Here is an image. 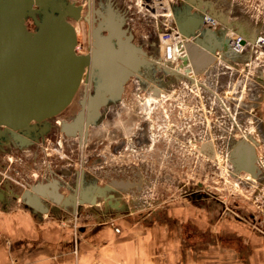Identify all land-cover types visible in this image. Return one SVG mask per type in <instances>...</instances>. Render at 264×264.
<instances>
[{
	"label": "rangeland",
	"instance_id": "1",
	"mask_svg": "<svg viewBox=\"0 0 264 264\" xmlns=\"http://www.w3.org/2000/svg\"><path fill=\"white\" fill-rule=\"evenodd\" d=\"M72 1L83 6V16L90 10L89 6L92 7V0ZM115 1L127 10V25L134 41L143 44L147 52L151 51L150 58H173L167 57V50L165 53L161 50L165 54L163 58L158 44L162 43L160 38L171 24L173 27L168 31H176L174 4H179V0H165V3L157 0ZM182 2L183 8L186 2ZM234 2L237 14L257 26L255 31L259 37L245 51V55H250L248 62L237 61L239 67H235L229 63L233 58H222V51H218L215 54L218 61L215 60L208 74L195 75L191 81L186 74L181 77L183 84L177 83L159 102L148 104L144 102L148 95L146 87H136L134 79L127 85L118 113L113 114L112 120H101L99 125L92 127L89 136L69 138L60 127L54 126L56 129L32 146L20 148L5 144L12 149L8 153L0 147V179L20 195L30 184L44 180L49 174L53 175L52 172L57 174L61 165L67 163H71L74 170L86 166L87 173L100 185L121 175H125L123 179L137 180L136 173L143 172L141 190L137 187L126 191L119 195L121 200L116 196L119 201L116 211L103 213L104 203L109 204V196L97 194L96 204L84 205L83 213L66 214L65 218L59 219L53 213L48 215V222H59L75 241L84 230L89 229L91 233L103 227L111 228L118 236H134L135 229H127L126 222L134 225L135 222L157 219L191 225H196L197 220L207 221L205 228L191 229L199 236L203 232L207 240L221 233L222 223L225 233H229L235 224L264 236V141L261 133L257 134V129H264V0ZM71 22L77 29V53L87 50L92 24L88 25L84 20ZM27 24L34 30L30 19ZM230 32L231 29L227 31L228 37ZM259 38L262 39L260 43ZM169 42L166 40L164 45ZM154 51L159 52L158 57ZM130 118L134 121L130 122ZM146 120L153 125L154 145L137 149L130 144L126 150L115 152L122 138L135 136ZM127 122L131 126L129 130ZM203 136H207L212 144L208 145L206 155L199 154L195 146L197 144L198 148L199 145L195 140ZM240 139L250 140L257 146L256 164L260 172L257 178L232 168L230 142ZM102 158L104 162L98 163L97 160ZM88 160H91L90 164H86ZM65 178L70 180L72 175ZM109 202L113 204L110 199ZM120 202L125 209H119ZM10 206L19 222H28L19 212L20 208L24 209L21 199L12 200ZM16 252L23 255L22 248Z\"/></svg>",
	"mask_w": 264,
	"mask_h": 264
},
{
	"label": "water",
	"instance_id": "2",
	"mask_svg": "<svg viewBox=\"0 0 264 264\" xmlns=\"http://www.w3.org/2000/svg\"><path fill=\"white\" fill-rule=\"evenodd\" d=\"M201 4L222 27L202 28L205 16L189 14L187 5L176 13L179 31L192 38L186 49L187 60L195 71L206 69L217 51L240 63L248 62L249 55L245 52L241 55L233 48L227 35L231 29L243 39L242 45L246 41L254 43L257 38L247 32L245 21L230 19L211 1ZM89 8L83 16V6L72 0H0V147L5 144L29 147L49 133L51 119L72 102L87 68L91 67L94 91L82 101L83 109L60 127L70 137L77 134L87 137L89 128L102 120L100 107L112 100L119 101L127 80L140 76L154 64L143 44L135 43L127 25L126 9L115 0H92ZM83 18L92 24L90 54L76 51L77 30L71 21ZM29 19L34 30L27 24ZM165 73L179 79L176 74ZM229 148V160L236 172L244 171L255 178L260 175L257 146L240 139L230 142ZM57 188V181L37 184L24 191L21 199L34 211L48 212L41 195L49 194L55 204L67 208ZM106 190L114 196L112 187L102 188L98 194L106 195ZM87 202L96 204V199ZM79 203L84 201L81 199Z\"/></svg>",
	"mask_w": 264,
	"mask_h": 264
},
{
	"label": "crops",
	"instance_id": "3",
	"mask_svg": "<svg viewBox=\"0 0 264 264\" xmlns=\"http://www.w3.org/2000/svg\"><path fill=\"white\" fill-rule=\"evenodd\" d=\"M204 1L213 2L216 9L227 13L230 19L245 21L247 32L258 38L257 26L237 14L234 0ZM260 133L264 141V129ZM0 181V264H20L21 261L24 264H264V236L235 224L229 233H225L222 223L221 233L207 240L203 232L199 236L191 230L197 226L205 228L207 221L197 220L196 225H191L169 219L143 220L134 225L126 222L127 229H135L134 236H118L111 228L103 227L91 233L89 229L84 230L75 241L59 222H48L47 217L50 213L58 219L65 218L66 214L78 215L85 211L83 208L62 207L47 194L41 198L49 211H34L21 199L22 194H17L3 179ZM55 181L60 193L58 177L53 175L30 184L24 191L37 184ZM16 199H21L24 204V209L20 208L19 212L28 221L25 224L19 222L10 209L11 201ZM109 199L113 202L115 195H109ZM121 208L125 209V206ZM112 211L116 208L105 206L103 213ZM18 248H22L23 255L16 252Z\"/></svg>",
	"mask_w": 264,
	"mask_h": 264
},
{
	"label": "flooded vegetation",
	"instance_id": "4",
	"mask_svg": "<svg viewBox=\"0 0 264 264\" xmlns=\"http://www.w3.org/2000/svg\"><path fill=\"white\" fill-rule=\"evenodd\" d=\"M203 1L204 0H190V1L184 0V2H186V5L189 8L188 9L189 14L204 15L205 12L203 9L205 7L201 4ZM179 2H180L179 4H174L175 13L181 12L180 10L182 9L181 6H182L183 2H182V0ZM82 20L86 21L84 18L81 20L73 19L72 21L77 22V21H82ZM32 23H33V21H32ZM86 23H88V25H89L88 21H86ZM176 23H177V21H176ZM33 25H34V23H33ZM91 28L92 27L89 28V32H88V37H89L88 39L89 40H88L87 50L81 51V52L78 51V53H80V54L92 53ZM175 29H176V31H178L177 27H175ZM185 39L186 38H183V45H184ZM156 47H157L156 45L155 46L153 45V48L157 49ZM156 52H157V50H156ZM156 52H155V56L158 57V53L160 51L158 53H156ZM147 53L148 54L150 53L149 56H151V54H152L151 51H149ZM166 53H167V57L173 56V50L172 51L167 50ZM181 60H182V58H181ZM168 61L169 60H165V59L163 61L158 60V59L157 60L153 59L154 64L152 65V67L150 69L144 71V73L141 74L140 76H131L127 80V82L125 83V85L123 87V91L120 94L119 101L114 102L112 100L111 102H108L107 104H104L100 107V112H101L102 117H103L102 121H104V119H111L112 120L113 114L118 113V111L120 110L119 106L123 103L122 102L123 97L127 92V85L134 79H136L134 81V83L137 85L136 87H142V86L146 87V92L148 95L144 99V102L146 104H148V103L153 102V101L159 102L167 94L168 91H170L172 88H174V86L177 83L182 82V78H181L182 76L187 74V78L190 81L193 79L192 77L195 76L190 65H186L185 63H183V64L180 63L179 67H177V68L176 67H169L168 65H166V63ZM230 61H229V63L231 65H233L235 67H239V64H238L239 62H237L235 60H230ZM166 71H169L174 75L176 74V77H178L179 79L175 80L174 77L172 79L169 75H167L165 73ZM183 72H186V73H183ZM92 78H93L92 77V69L90 67V68H87L86 76L83 79V81L81 82V85H80L77 93L75 94L72 102L67 106V108L64 111H62L60 114L56 115L54 118L51 119L52 128L50 131H52L53 129H56L55 128L56 126L62 127L64 122H70L83 109L82 101L87 99L90 92L94 91V88H95V82L92 80ZM182 84H183V82H182ZM111 96L112 95H108L109 98H111ZM178 113H179V111H178ZM129 120H130V122L134 121L131 118ZM126 126L128 128L127 130H129L131 127L129 122L126 123ZM92 127H96V126H91L89 128V132H88L87 136L90 135V130ZM152 128H153V125L149 121H147V120L144 121V123L141 124V128L139 129V132L135 136H133L132 138H130V137L122 138V140L118 143V145H116V147L114 149L115 152H122L123 150H126L128 145L130 146V144L132 145V147H134V148L136 147L137 149H144L147 147L151 148L155 143V141L153 140V133H152L153 129ZM63 133L65 136L70 138V136H68L65 132H63ZM44 137L41 138L38 142L43 140ZM65 141H67V140L65 139ZM209 141L210 140H208L207 136L206 137L203 136L199 140H195L196 143H199L198 148H197V144L195 143L196 149H198L199 154L206 155L208 145L212 146V144L209 143ZM72 142L78 143L77 141H72ZM191 142L192 141H189V144H191ZM35 143H37V142H35ZM35 143H33L32 145H34ZM13 145L16 146L15 144H13ZM16 147H19V146H16ZM1 148L4 149V151L7 153L9 150H12L10 148V145H2ZM88 161L86 164H88V163L90 164L91 160L89 162ZM97 161H98V163L104 162L103 158H102V160L98 159ZM67 165H69V167ZM85 167L86 166H84L83 168H81L79 170H77V169L74 170L73 165L71 163H67V164L61 165V167L58 169L57 174L55 172H52V173H54L53 177L55 174H56L55 177H58V180L60 183L59 184L60 193H61V196L63 197L62 202H64L66 205H68L67 208L72 207V208H80L81 209V208H83L84 205H87V204L89 205V202H87V201L91 200L92 198H95L97 200L96 196H97L99 190H101L102 188H105V187H112L114 189L113 194L115 195V199L114 200L112 199L113 204L109 203V199H108L109 204L104 203V206H108V207L111 206V207H114L117 209L118 207H116V204L119 201H116V199L118 198L119 200H121L119 197L120 194H122L126 191H129L133 188H137V187L139 190H141V188L143 187V182L141 181V179L143 178V174H141V173H143V172H141V171H140V173L139 172L136 173L137 180H139L138 182H137V180H133V179L130 181L129 178H126V177L123 179V177L125 175H121L118 177H113L110 181H108L107 184L100 185L99 182L92 179V177L87 173ZM52 171H54V170H52ZM51 175L52 174H49V176H51ZM69 175H72V178L70 180L65 178V177H68ZM45 179H47V177ZM110 193L111 192L106 190V194L110 195ZM116 196H117V198H116ZM74 197H76V199ZM81 199L84 201V203H79V201ZM121 205H122V203L119 206H121ZM93 207L94 206H92V208Z\"/></svg>",
	"mask_w": 264,
	"mask_h": 264
},
{
	"label": "built area",
	"instance_id": "5",
	"mask_svg": "<svg viewBox=\"0 0 264 264\" xmlns=\"http://www.w3.org/2000/svg\"><path fill=\"white\" fill-rule=\"evenodd\" d=\"M208 18H209V20H214V19H212L209 16H206L205 19L207 20ZM209 23H211L213 27H217V24L216 23H213L212 21H209L208 24ZM172 27H173V24L170 25V28H172ZM170 28H168L164 32V34L161 36L160 42H162V43H159L158 44V47H159V50H160V55L163 58L165 57V54L161 53V50H163L164 53L166 52V50H168V51H172L173 50V58H170L169 61L166 63V65H168L169 67H172L173 66V67H176L177 68V67H179V64L180 63L183 64L184 62L186 63L188 61L187 60V58H188V52H187V49H186V43L189 42V41H191V40L185 42V44L183 45V37H182V35L179 32H177V31H175L173 33H170L168 31ZM165 39L166 40H168V39L170 40L169 44H167L166 46L164 45V43H166V40ZM236 39L235 40L233 39V43L234 44H235ZM239 40H241V38ZM179 44H180V46L177 47V45H179ZM178 55H183L184 58L182 60L181 59L179 60L178 59V57H179ZM159 59H160V57H159ZM186 65H191V64L188 61L186 63Z\"/></svg>",
	"mask_w": 264,
	"mask_h": 264
},
{
	"label": "bare ground",
	"instance_id": "6",
	"mask_svg": "<svg viewBox=\"0 0 264 264\" xmlns=\"http://www.w3.org/2000/svg\"><path fill=\"white\" fill-rule=\"evenodd\" d=\"M156 2H164L165 3V0H157ZM163 3V5H165ZM159 6H161V5H159ZM166 8V7H165ZM205 12V14H204V16H208V14L206 13V11H204ZM206 18V17H205ZM177 19V18H176ZM209 21H212L213 23H216L217 24V27H213V26H211V25H209L208 24V22ZM221 25H220V23L218 22V21H216V19H214V20H209V18L206 20L205 19V22H204V24H203V27L202 28H207V27H212L213 29H218L219 27H220ZM177 29H178V27H177ZM178 31H179V29H178ZM177 31V32H178ZM180 32V31H179ZM231 33H233V35H230ZM180 34H182L181 32H180ZM182 36H183V38H186L187 39V41H189V40H192L191 38H188V37H185L183 34H182ZM229 37L231 38V42L233 41V39L235 40L236 38V41H235V44L233 43H231V46L233 47V48H235L237 51H239V53H241V55H243L244 54V52L245 51H247V47L249 46V44H252L250 41H246V43H245V45H242V40L240 41L239 39L241 38L240 36H238L237 34H235L234 33V31L233 30H231V32L229 33ZM240 37V38H239ZM259 37V36H258ZM257 40V39H256ZM187 41H185V42H187ZM262 41V39H260L259 38V42L258 43H260ZM185 42H184V44H185ZM257 45H259V44H257ZM252 47H254L253 45H251ZM256 46V45H255ZM42 47L44 48V46L42 45ZM41 47V48H42ZM39 48H40V46H39ZM218 52V51H217ZM216 52V53H217ZM215 53V54H216ZM215 54H214V58H213V60H212V63L206 68V69H202L201 71H199V72H196L195 71V69H194V67H192V65H190L191 66V68H192V70H193V73L195 74V75H200L201 73H207L208 74V72H209V69L210 68H212V65H213V63L215 62V60H217V58H216V56H215ZM220 55V54H219ZM182 59L184 58V56L183 55H179ZM222 58H225L224 57V55L222 54ZM235 60V59H234ZM218 61V60H217ZM235 61H237V60H235ZM188 62V61H187ZM186 62V63H187ZM185 63V62H184ZM185 63V64H186ZM188 69V68H187ZM243 104V103H242ZM258 133H260V131H259V129H257V134ZM252 135V134H251ZM250 135V136H251ZM252 137V136H251ZM254 137V136H253ZM250 143H251V141L250 140H248ZM252 141H254V140H252ZM256 142V141H255ZM108 196H109V194H108ZM110 203V202H109Z\"/></svg>",
	"mask_w": 264,
	"mask_h": 264
}]
</instances>
